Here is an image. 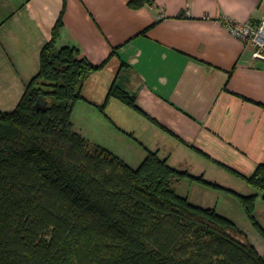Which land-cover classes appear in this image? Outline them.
Listing matches in <instances>:
<instances>
[{
  "label": "crops",
  "instance_id": "obj_1",
  "mask_svg": "<svg viewBox=\"0 0 264 264\" xmlns=\"http://www.w3.org/2000/svg\"><path fill=\"white\" fill-rule=\"evenodd\" d=\"M130 1L0 0V73H37L41 49L61 17L57 46H75L93 64L104 63L84 83L83 95L100 104L115 84L134 98L135 106L120 102L127 121L112 134L137 145L128 151L132 163L139 165L149 149L235 195L222 192L220 201L255 193L240 175L264 162V67L227 20L258 22L264 0H154L138 9ZM20 91L6 94L10 105ZM187 182L209 187L188 177L176 186ZM202 195L205 201L195 204H214L233 218ZM256 201L263 222L256 205L264 210V201Z\"/></svg>",
  "mask_w": 264,
  "mask_h": 264
},
{
  "label": "trees",
  "instance_id": "obj_2",
  "mask_svg": "<svg viewBox=\"0 0 264 264\" xmlns=\"http://www.w3.org/2000/svg\"><path fill=\"white\" fill-rule=\"evenodd\" d=\"M61 26L59 17L16 107L0 111V264H264L231 220L176 192L186 177L220 188L217 183L176 169L149 149L131 167L73 130V108L88 100L83 85L104 63L93 64L75 46L58 47ZM110 96L135 106L115 84ZM39 97L52 102L37 109ZM240 176L255 193L237 196L258 224L264 162Z\"/></svg>",
  "mask_w": 264,
  "mask_h": 264
},
{
  "label": "rangeland",
  "instance_id": "obj_3",
  "mask_svg": "<svg viewBox=\"0 0 264 264\" xmlns=\"http://www.w3.org/2000/svg\"><path fill=\"white\" fill-rule=\"evenodd\" d=\"M35 74L36 73H0V111H11L16 107L17 103H15L14 105H10V103L7 102L6 94H9L11 92L14 93L17 90V88L18 90L21 91L23 90L24 92L27 83ZM89 77L88 80L85 81L87 84H89V79H90ZM13 78L15 79L14 81ZM17 80L20 82V86L18 87L17 85L14 84V82ZM90 85H92L91 87L95 89L94 82H91ZM101 90L102 89L99 90V95H101L102 93ZM103 96L105 97L106 94L105 95L103 94ZM111 97L112 96H110L107 99L106 96L105 100L100 104L87 100L88 102L94 104L95 109H98V111L88 106L87 108L86 105L88 104L85 102H81L82 100H79L80 102L77 101L72 112V128L74 131L84 136L90 146L92 147L99 146L109 150L110 152H112L111 148L117 150L119 154L114 152L112 153L117 155L119 158H121L131 167L135 168L138 165L132 163L134 161L130 159L131 157L128 155V151L131 150L133 152L134 149L133 147H135L138 150L137 145L133 141L129 143L130 140H126L127 138L124 137L118 138L117 136L115 137L112 135L113 133H116V129L120 127L119 124L124 125L125 122L127 121L125 120L123 108L121 107H124V105L127 106L130 105L126 104L120 99L115 101ZM45 102L50 103L52 102V99L47 98L45 99ZM120 102L124 105H122ZM116 104L120 106L116 108L115 106ZM79 105L82 106V108H79ZM100 106H104L103 110L100 108ZM96 114L98 116H96ZM135 125H138V123H136ZM130 145L132 147H130ZM209 187H204V188L202 187L198 189V187H191L190 184L187 182V183H181L178 186H176V192L177 194L184 197L189 195L187 196V199L189 202H191L194 205H198L194 203L195 201H199V202L205 201L206 199L205 197L201 198L203 196L202 193H204L206 196L213 197V199H211L209 202L219 203L218 208L230 209L233 218L226 217L222 213L218 212L217 209H215L216 207L214 204L211 205L212 208L217 211V213L231 220L234 226L236 227V229L242 232L243 236L241 238L247 240L252 245H254L257 251L262 256H264V210L262 206L259 205L258 203L256 205V207L258 208L257 213H259L260 216L262 214L263 222L259 219L258 215L256 214V211H254L255 220L258 223L255 224L246 214L245 209L238 196H237V200H234L235 203H231L230 198L232 196L229 195H225L224 199L220 201L219 199L220 194L222 192H224L225 194L226 193L230 194L231 193L230 189L227 188L225 189L224 187H220V188H215L212 186ZM231 195H234V193H231ZM258 197H260V199L263 200L261 194H259L257 198ZM201 207H205V206H201Z\"/></svg>",
  "mask_w": 264,
  "mask_h": 264
},
{
  "label": "built area",
  "instance_id": "obj_4",
  "mask_svg": "<svg viewBox=\"0 0 264 264\" xmlns=\"http://www.w3.org/2000/svg\"><path fill=\"white\" fill-rule=\"evenodd\" d=\"M229 31L252 50V58L264 67V15L258 22L227 20Z\"/></svg>",
  "mask_w": 264,
  "mask_h": 264
},
{
  "label": "water",
  "instance_id": "obj_5",
  "mask_svg": "<svg viewBox=\"0 0 264 264\" xmlns=\"http://www.w3.org/2000/svg\"><path fill=\"white\" fill-rule=\"evenodd\" d=\"M50 103H46L44 99H42L41 97H39L36 101V108L39 109L40 107L44 108L46 106H48Z\"/></svg>",
  "mask_w": 264,
  "mask_h": 264
}]
</instances>
